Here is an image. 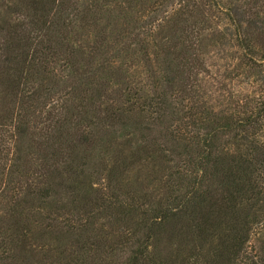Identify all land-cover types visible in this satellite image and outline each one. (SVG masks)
I'll return each mask as SVG.
<instances>
[{
    "label": "trees",
    "instance_id": "trees-1",
    "mask_svg": "<svg viewBox=\"0 0 264 264\" xmlns=\"http://www.w3.org/2000/svg\"><path fill=\"white\" fill-rule=\"evenodd\" d=\"M5 1L18 12L12 10V23L0 18V264H172L152 242L182 221L204 236L214 224L206 213L212 209L242 214L229 217L220 236L224 264H264V252L257 260L241 252L248 226L264 210V79L258 78L264 0H194L172 46L146 69L149 83L120 88L121 105L109 98L108 83L128 70H112L110 49L117 50L108 25L97 31L104 18L93 2ZM203 4L223 14L231 30L205 38ZM227 36L240 51L238 69L251 73L260 91L217 111L202 102L198 75L207 45L222 47ZM172 122L163 141L146 139ZM117 134H139L136 151L159 155L160 168L168 169L166 195L149 202L112 189L77 205L67 192L75 194L76 177L100 173ZM6 137L15 149L7 148ZM99 213L120 214L127 224L142 218L128 225L131 233L108 242L91 230L89 220ZM33 226L44 233H32ZM46 236L55 239L54 249L26 243Z\"/></svg>",
    "mask_w": 264,
    "mask_h": 264
},
{
    "label": "rangeland",
    "instance_id": "rangeland-1",
    "mask_svg": "<svg viewBox=\"0 0 264 264\" xmlns=\"http://www.w3.org/2000/svg\"><path fill=\"white\" fill-rule=\"evenodd\" d=\"M91 2L97 7V15L101 24L96 28L99 32L103 25H108V34L111 36L109 44L113 46L117 53L113 55V49H110L112 70H128L123 80L120 82L115 78L111 79L108 86L112 89L109 92V98L121 105L119 98L120 88L126 82L130 85L143 87L149 83L150 74L146 72L147 68L156 65L153 60L156 54L165 51L173 44L172 36L174 32L183 27L187 20H190L192 2L194 0H82ZM85 2V3H86ZM12 10L16 8L5 0H0V18L3 20L11 19ZM202 15L208 19L205 23L203 35L205 38L223 36L225 29L229 28L228 21L223 14L215 9H210L208 5H201ZM14 14V13H13ZM188 24V23H187ZM84 32L94 36L96 31ZM92 30V29H91ZM174 37V36H173ZM224 46L207 45L203 55V67L198 75L199 92L202 102L215 105V110L227 107V103L244 102L248 96H257L258 85L254 83L251 73L242 72L238 69L240 63V51L235 46V42L228 36ZM172 40V41H170ZM219 44L221 39H213ZM87 41V40H86ZM157 42V43H156ZM230 42V43H229ZM156 43V46L153 44ZM188 44L186 43L187 49ZM122 48V49H121ZM118 50H120L118 52ZM172 50V49H171ZM159 56V55H158ZM160 63V62H159ZM261 74L258 78L264 79V65L261 67ZM122 75V74H121ZM155 76V75H153ZM152 76V77H153ZM116 82V84H115ZM119 88L118 94L114 93ZM172 123L166 124L164 130H156L147 136V140L163 141L168 132L173 131ZM185 128V127H183ZM185 130V129H184ZM189 130V129H187ZM184 131L179 135H184ZM188 133V132H186ZM137 135L117 134V137L108 144V155L105 156V163L100 169V173L90 176V173H84L75 178L76 192L69 190L67 197L75 196L77 205L93 202L96 194L108 193L118 190L120 194L131 192L134 196L145 197L149 202H157L164 198L165 174L168 169L160 168L161 158L156 152H137L135 144L139 141ZM6 146L9 150L15 149L13 139L6 137ZM150 149L149 143H144ZM155 150V149H154ZM11 156V155H10ZM136 156H140L141 163L136 161ZM117 188V189H115ZM81 208V206L79 207ZM147 211V210H146ZM230 213L229 216L216 214L214 209L207 211L208 217L213 219V226L206 231L204 236H198L195 231L183 221L172 228L168 233L159 237V241L152 242L153 247L159 251L161 256L168 258L172 264H224V251L220 242V236H224L226 230L224 226L228 223L229 217L242 218L241 212ZM99 213L90 218L91 230L95 233L105 234L108 242H113V236H121L127 231L131 233L129 224L135 223L142 217L134 216L131 223H124L122 216L117 213ZM83 215V214H82ZM80 216L85 221L84 216ZM150 216V215H149ZM147 216V217H149ZM258 222L248 226L249 238L242 248V253L254 260L261 257L264 249V210L259 214ZM133 226V225H132ZM131 226V227H132ZM222 227V228H221ZM32 233L39 235L44 231L42 228L33 226ZM32 236V234H28ZM51 238V239H50ZM46 242H26L30 246L37 245L50 247L54 249L56 245L52 236L45 237ZM225 243V242H223ZM16 244V243H15ZM19 244V242H18ZM28 261V260H27Z\"/></svg>",
    "mask_w": 264,
    "mask_h": 264
}]
</instances>
